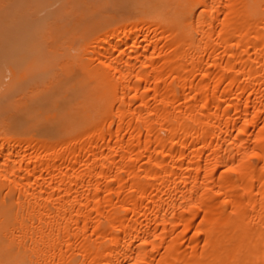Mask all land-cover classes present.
<instances>
[{"label":"bare ground","instance_id":"1","mask_svg":"<svg viewBox=\"0 0 264 264\" xmlns=\"http://www.w3.org/2000/svg\"><path fill=\"white\" fill-rule=\"evenodd\" d=\"M22 2V27L53 4ZM134 6L80 45L46 23L51 57L28 40L24 69L2 55L0 78L36 74L25 104L59 122L0 125V264H264V0Z\"/></svg>","mask_w":264,"mask_h":264},{"label":"rangeland","instance_id":"2","mask_svg":"<svg viewBox=\"0 0 264 264\" xmlns=\"http://www.w3.org/2000/svg\"><path fill=\"white\" fill-rule=\"evenodd\" d=\"M5 1H10V0H5ZM5 1H2V0H0V3H2L3 2V4H4V2ZM16 1V2H15ZM21 0H12V1H10V2H7L8 4H6V2H5V6L3 5V4H1V7H0V10H2L3 12H1L0 11V13H1V18L3 19V20H1V18H0V42H1V44H0V49H1V45L3 46L2 47V49L0 50V52H2V53H0V69H5V68H3L4 66H5V63L6 64H10V62H9V58L10 57H12V56H10V55H12V50H14V49H16V52H18V53H15L14 52V54L16 55V59H18L19 58V56H18V54L20 53L21 54V51L23 52L24 50H25V52L27 51V54H28V47H26L27 45H25V44H27V42L26 41H28V43H33V42H35V43H33L32 45L34 46V47H32V46H30L31 44H29V46L31 47V49H37L36 48V42L38 41L36 38H32L33 36H35V35H37V31L38 30H42V28L43 29H46L47 27H48V25L51 23V24H53V28L54 29H63L64 27H62L61 28V26H63V25H65L66 27H69L70 26V28L69 29H71V27H73L70 31H72L71 32V34L73 35V37H74V39L76 38V40H74L75 41V44H79L80 45V43L82 44L84 41V38H88L91 34H90V32H88V30H90L89 28H92V26L95 24V22L97 23V21H100L101 19H103V16H105V17H109V16H112V15H119V14H125V15H128V14H130V13H132L134 10V12H133V14L135 13H138V11L136 10L137 8H135L136 6H134L135 5V0L133 1L134 3H131V1L132 0H114V1H111V0H108L109 2H106L107 0H92L93 1V3H94V5L95 6H97V10H93V11H91V12H95V13H91V12H89L87 9H86V7H85V5L84 4H80L79 3V0H74V1H76V5H75V8L77 9H75L76 11H74L72 8L70 9L69 8V4H71V6L74 4V3H70L71 1H73V0H49L50 1V4H52V5H50V6H47V9H45V10H39L38 8L36 9V8H34L35 9V11H34V14L36 13V11L37 10H39V12H37L35 15H36V17H35V15L32 13H30V15L28 16V15H24V13H23V15L22 16H26V19L28 18V19H31L32 18V15H34L33 16V18L32 19H35V20H37L36 22L38 23L37 25L40 27L41 25H42V23H43V27L41 26V28H39V27H37V25L34 23V21H32V19L31 20H28V23H29V21H31L32 23H34L36 26L34 27L33 26V28H35V29H32L31 28V26H32V23L30 22L27 26H25V22L27 21H24V23H23V25L25 26V27H28V28H25L24 26V28L22 27V21L23 20H25V18H23V17H21V16H19L18 17V15L21 13L22 14V12L20 11V9H22V8H20L21 6H22V4H21V6H19L20 4H18L17 2H20ZM23 2L22 3H24V4H26L27 2L30 4H33V0L31 1V0H22ZM27 1V2H26ZM70 1V2H69ZM88 1V0H87ZM90 2H91V0H89ZM110 1H111V3H110ZM63 2H65L66 4L64 5V3ZM95 2H97L96 4H95ZM12 3H14V4H12ZM16 3V4H15ZM69 3V4H68ZM78 3V4H77ZM92 3V2H91ZM92 3V4H93ZM102 3H104V4H102ZM57 4L59 5L58 7H57ZM68 4V5H67ZM99 4V5H98ZM16 5V6H15ZM17 5L19 6V7H17ZM4 6V7H3ZM24 6V5H23ZM22 6V7H23ZM64 6H66L65 8H66V10L64 11ZM83 6V7H82ZM95 6H94V8H95ZM102 8L101 10H99L100 8ZM102 6V7H101ZM17 7V10L19 9V11L20 12H17V11H15V8ZM25 7H26V5H25ZM36 7V6H35ZM54 7V8H53ZM57 7V8H56ZM67 7H68V9H67ZM74 7V6H73ZM78 7V8H77ZM130 9H129V8ZM132 7H134V8H132ZM6 8V9H5ZM9 8V9H8ZM53 9V11H52V9ZM4 9V10H3ZM12 9H14V10H12ZM26 9V8H25ZM33 8H32V10H34ZM49 9V10H48ZM57 9H59V10H57ZM32 10H30L31 12H32ZM54 10H56V12L54 11ZM67 10H69V11H67ZM91 10V9H90ZM11 11V12H10ZM13 11V12H12ZM25 11V10H24ZM27 11V10H26ZM29 11V12H30ZM43 11V12H42ZM73 11V12H72ZM78 11V12H77ZM83 11V12H82ZM88 11V12H87ZM103 13H102V12ZM131 11V12H130ZM4 12H5V14H4ZM8 12V13H7ZM49 12V13H48ZM52 12V14H51V17H49L50 15V13ZM68 12V13H67ZM72 12V13H71ZM77 12V14H79V15H77V14H75V15H72V14H74V13H76ZM85 12H87L88 13V15H87V13H85ZM99 12V13H98ZM124 12V13H123ZM6 13H7V15H8V17H7V15H6ZM53 13H59V15L58 14H53ZM128 13V14H127ZM2 14H4V15H6V17L4 16L3 17V15ZM9 14H11V15H9ZM20 14V15H21ZM44 14V15H43ZM81 14V15H80ZM99 14V15H98ZM100 14H101V16H100ZM15 15H17L16 17L18 18V20L16 19H14V17H15ZM46 15V16H45ZM49 15V16H48ZM54 15L56 16L55 18H54ZM83 15H87V17L85 16V18H83L84 16ZM12 16V17H11ZM14 16V17H13ZM48 16V17H47ZM78 16V17H77ZM31 17V18H30ZM44 17H47V20L46 19H43V20H40V19H42V18H44ZM59 17V18H58ZM9 18H11V19H9L10 21H12V19L13 20H15V21H13V23L11 24V23H8V22H10L8 19ZM21 20H20V19ZM60 19V20H58V19ZM76 18V19H75ZM6 19V20H5ZM49 19V20H48ZM92 19H94V20H92ZM98 19V20H97ZM7 20H8V22H7ZM60 22L61 21V23H63V24H61V23H59V24H57L58 23V21ZM85 20V21H84ZM88 20H91L90 22L88 21ZM21 21V22H20ZM47 21V22H46ZM51 21V22H50ZM77 21H78V23H77ZM18 22V23H17ZM68 22H69V24H68ZM88 22V23H87ZM7 23H8V25L9 26H7ZM48 25H47V24ZM20 24H21V26H20ZM75 24V25H74ZM81 24V25H80ZM89 24L91 25L90 27H89ZM4 25V26H3ZM13 25V26H12ZM15 25V26H14ZM29 25H30V27H29ZM55 25V26H54ZM80 25V26H79ZM85 25V26H84ZM7 26V27H6ZM22 27V28H20V27ZM84 26V27H83ZM37 27V28H36ZM78 28H80L79 30H78ZM3 29V30H2ZM53 29V30H54ZM86 29V30H85ZM77 30V31H76ZM81 30V31H80ZM85 30V31H84ZM20 31L23 33H27L28 34V37L27 38H24L23 36L25 35V36H27L26 34H24L23 33V35L21 36V34L22 33H20ZM33 31H35V32H33ZM55 31V30H54ZM18 32V33H17ZM78 32V33H77ZM82 32V34L85 32V33H87L88 32V34H86V36L87 35H89V36H85L84 37V34H83V37L82 38H80V37H78V35L80 36H82V34H80ZM5 33V34H4ZM34 33V34H33ZM17 34V35H16ZM12 35V36H11ZM8 36V37H7ZM78 37V38H77ZM18 38V39H17ZM3 39H4V41H3ZM45 39H49V40H47V41H49L50 43H49V45H50V47L51 48H53V46H54V39H52V38H44V41H46ZM51 39V40H50ZM37 40V41H36ZM56 40H58V39H56ZM78 40V41H77ZM32 41V42H31ZM43 41V42H44ZM42 42V41H41ZM40 42V44L41 45H39V44H37L39 47L40 46H42L43 47V49L42 48H40L41 49V51H42V54H43V58L42 59H44V57H46L45 55H48L47 53V51H48V49H50V48H48V49H46L47 48V46L46 45H48V44H45V43H41ZM23 43H24V45H23ZM39 43V42H38ZM55 43H57V41H55ZM45 44V46H43V45ZM48 45V46H49ZM26 47L27 48V50H26V48H23V47ZM37 46V47H38ZM5 47V48H4ZM7 47H9V48H7ZM11 47H14L13 49L11 48ZM6 49H11L10 51V53L8 52V51H6ZM30 49V48H29ZM18 50V51H17ZM35 50H32V52H29L30 53V55H31V53H33V52H35ZM69 50V49H68ZM67 49H66V52L68 51ZM75 50V51H74ZM31 51V50H30ZM46 52V54H45V52ZM70 51V53L71 54H76L77 53V50L76 49H74L73 48V50H72V48H71V50H69ZM6 52H8L10 55V57L9 56H7V57H9L8 58V61H6V62H4L5 60L4 59H6V57L4 58L3 56H4V53H5V55L7 54ZM75 52V53H74ZM36 53V52H35ZM51 52H49V56L51 55L50 54ZM19 54V55H20ZM24 54V53H23ZM59 54V53H58ZM58 54H57V56H58ZM3 55V56H2ZM34 55V54H33ZM54 54H52V56H53ZM56 55V54H55ZM49 56H48V58H49ZM27 56H25V58H23V55H22V60H19V62L16 60V59H14V62H15V60H16V62L15 63H20V64H18V67H21L20 69H24V66L26 65V61H28V58L30 57H32V56H29V57H27ZM51 57V56H50ZM56 57V56H55ZM2 58V59H1ZM12 58H14V57H12ZM29 58V59H30ZM47 58V57H46ZM47 58V59H48ZM59 58V59H58ZM58 60L60 61V59H61V57H60V55L58 56ZM26 61H25V60ZM50 59V58H49ZM3 60V61H2ZM11 60V59H10ZM13 60V59H12ZM53 60V59H52ZM57 60V61H58ZM45 61H47L46 59L45 60H43V62H45ZM50 61V60H49ZM54 61V60H53ZM58 61V62H59ZM8 62V63H7ZM41 62V61H40ZM4 63V64H3ZM21 63H23V64H21ZM42 63V62H41ZM48 63H50V65H51V63L52 62H48ZM47 63V64H48ZM57 63V62H56ZM23 66V67H22ZM47 67H48V65H47ZM26 68V67H25ZM41 71H42V69H40ZM1 72H3L2 70H0ZM5 71V70H4ZM21 71H23V70H21ZM20 71V72H21ZM7 72V71H6ZM6 72H4V74L6 73ZM8 73V72H7ZM6 73V74H7ZM30 73V74H29ZM29 75L27 76L28 78L26 79V80H24V79H20L21 78V76H18L17 77V79L16 80H19V81H17V82H14V83H20V84H18V86H20V87H22V89L19 87V88H17L18 86H17V84H15V86L14 87H16V94H14V92H8L9 91V89H13L14 87H13V85L10 83V84H8L9 83V81H10V79H9V77H7V75L5 74V75H3V73H2V76H1V80H0V85H1V87L2 88H0V125L2 124V123H5V122H10L9 120H11V122H12V120H13V122H18V121H20V123H21V125H22V122H24L23 124H25L26 123V125L27 124H31V122H32V124H31V126H30V128H35V130L33 131V130H31V133H35L37 130V132H39V130L41 131V133H45L47 130H52V126H54V123H55V121L57 120H53V117H51L46 111H44V112H46V114L44 115V112H42L41 114H43V115H41V114H39V116H38V113H34L33 111V109H32V107H33V105H26L25 103L26 102H28V101H26V98H27V94L29 93L30 95H31V93H33L31 90H32V87H34L36 84L34 83V82H37V83H39V81H37L36 79V74H32L33 72H31L30 70H29ZM37 73V72H36ZM41 73H43V74H41V75H46V73H45V71H43V72H41ZM40 74V73H39ZM32 75H34V77L36 78H34V77H32ZM41 75H39L41 78L40 79H42L43 78V81H45L44 79H46V77H45V75H44V77H42ZM33 78L32 80H31V78ZM30 78V79H29ZM48 78H50V77H48ZM39 79V77H38V80H40ZM5 80V81H4ZM9 80V81H8ZM47 80V79H46ZM2 82H4V83H2ZM42 81H40V83H41ZM44 83V82H43ZM46 83V82H45ZM48 83V82H47ZM3 84H4V86H3ZM8 84V85H7ZM24 84V85H23ZM25 84H27V85H25ZM30 86H29V85ZM11 87H10V86ZM28 86V87H27ZM32 86V87H31ZM6 87H8V88H6ZM24 87V88H23ZM3 88H4V90H3ZM5 88L7 89V90H5ZM21 89V90H20ZM30 89V91L31 92H29L28 90ZM21 91V93L22 94H20V91ZM34 90V89H33ZM13 91H15V90H13ZM6 92L7 93H9V94H7L6 95ZM24 92L25 93H27V94H24ZM11 94V95H10ZM19 94V95H18ZM23 94H24V96H25V98L24 99H21V98H23ZM28 94V95H29ZM6 95V96H5ZM8 95H10V96H8ZM8 96V97H7ZM6 99V100H4V99ZM20 98V99H19ZM13 100V101H12ZM15 100V101H14ZM25 102H24V101ZM2 101V102H1ZM11 101V102H10ZM23 101V102H22ZM8 102V103H7ZM30 102V101H29ZM7 103V104H6ZM20 104V105H18V104ZM16 104H17V107L18 108H16ZM11 105H12V107H11ZM24 105V106H23ZM29 106H30V108H31V110H30V112H27V110L29 109ZM16 108V109H15ZM24 108V109H23ZM27 108V109H26ZM3 109V110H2ZM10 110V112H8V113H6V110L7 111H9ZM3 111H5V112H3ZM12 111H13V113H12ZM4 113V114H3ZM27 113V114H26ZM32 113V114H31ZM6 114H8V115H6ZM13 114V115H12ZM11 115V116H10ZM16 115V116H15ZM35 115H36V117H35ZM41 115V116H40ZM45 116V117H44ZM16 117V118H15ZM40 117H41V119L42 120H40ZM12 118V119H11ZM34 118V119H33ZM54 118H56V117H54ZM2 119V120H1ZM31 119H33V120H31ZM49 121H48V120ZM3 120H4V122H3ZM8 120V121H7ZM30 120V121H29ZM35 120V121H34ZM40 121V122H42V123H40V122H36V121ZM44 120H46V121H44ZM59 120V119H58ZM57 120V121H58ZM30 122V123H29ZM44 122H46V125H43V124H45ZM51 122H52V124H51ZM54 122V123H53ZM59 122V121H58ZM58 122H56V123H58ZM18 124H19V122H18ZM42 124V125H41ZM37 125V126H36ZM52 125V126H51ZM25 126V125H24ZM29 126V125H28ZM44 126V127H43ZM49 126V127H48ZM37 127V128H36ZM42 129H41V128ZM55 127V126H54ZM39 128V129H38ZM45 128V129H44ZM46 130V131H45ZM33 131V132H32ZM43 131V132H42ZM36 132V133H37ZM47 133V132H46Z\"/></svg>","mask_w":264,"mask_h":264}]
</instances>
